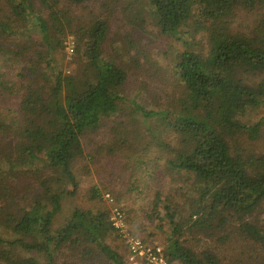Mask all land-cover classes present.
<instances>
[{
  "label": "trees",
  "instance_id": "1",
  "mask_svg": "<svg viewBox=\"0 0 264 264\" xmlns=\"http://www.w3.org/2000/svg\"><path fill=\"white\" fill-rule=\"evenodd\" d=\"M88 1L0 0V264H126L99 205L108 189L87 190L97 209L73 203L81 175L114 154L137 180L110 193L133 199L143 239L154 236L148 224L166 222L169 263L264 264V153L238 145L240 136L264 141V117L239 123L264 108V0H134L161 35L186 46L171 63L167 107L130 109L143 126L155 122L141 149L150 159L138 162L129 160L136 149L94 140L124 114L127 74L104 57L107 21L75 14ZM238 11L256 13L244 31L233 26ZM68 36L71 75L55 57ZM203 238L217 246L196 250L191 241Z\"/></svg>",
  "mask_w": 264,
  "mask_h": 264
},
{
  "label": "rangeland",
  "instance_id": "2",
  "mask_svg": "<svg viewBox=\"0 0 264 264\" xmlns=\"http://www.w3.org/2000/svg\"><path fill=\"white\" fill-rule=\"evenodd\" d=\"M144 1L146 3L147 0ZM133 2L134 0H89L83 6L74 7L73 10L78 15L83 14L85 16L91 13L107 21L109 29L103 47L104 57L115 60L127 74V81L122 90L125 97L124 105H122L125 110L124 114L106 120L94 136V140L100 141L107 137L109 140L107 146L109 145L117 153L122 149L121 151H124L125 155H127V151L130 154L131 150L135 151L136 149L138 152H135L129 160L138 162L139 158L143 156H145L146 160L150 159L146 153H142L141 149L151 140V132L155 131V122L149 123V128L143 126L141 115L138 113L132 115L130 109L134 107L133 104L145 110H157L167 107L168 97H173L172 93L175 90L171 81V63L174 56L185 50L186 46L170 37L161 35L148 13L144 12L145 4L133 5ZM234 18L233 26L240 31H244V27L253 23L256 13L250 14L238 11ZM26 32L23 34L28 35ZM23 34L19 35L20 40L25 37ZM64 46L65 48L62 51L55 53V57L58 61L59 69L71 75L77 70L76 65L71 62L72 36L67 37ZM263 117L264 108L261 107L250 111L246 117L240 118L239 123L251 126L252 122ZM238 142L242 149L257 155L264 153L263 140L250 142L245 136H240L238 137ZM129 144L130 146H128ZM121 158L125 160V156ZM112 159L108 163L104 159L100 160V162L98 161L88 173L81 175L80 188L73 203L82 208L92 209H97L99 205H102L109 212L113 206H117L124 214L128 233L143 239L139 236L136 228L144 218L135 219L130 214L129 208L133 205V199H129L128 196H122L118 199L110 193L114 191V186L129 187L137 178L135 176L130 177L129 171L116 162L115 154ZM133 174L139 175L137 172ZM92 185H96L102 190L104 188L108 189L109 192L106 190L102 193V196L109 194L113 198L114 203L110 205L102 198L99 205L88 203L85 199V194ZM139 200L136 198L135 203L139 204ZM66 207L69 206L66 205ZM258 219L264 221V204L259 210ZM147 229L152 231L154 236L149 240H143L150 243L155 242L163 247L164 235L167 232L166 222L148 224ZM112 243L119 250L124 246L117 234L113 238ZM191 243L198 251L206 246H217L212 239L207 238H203L198 242L193 240ZM219 251L220 249H218ZM223 255L220 253V256ZM226 256L229 255L226 254ZM226 256L224 255V257Z\"/></svg>",
  "mask_w": 264,
  "mask_h": 264
},
{
  "label": "built area",
  "instance_id": "3",
  "mask_svg": "<svg viewBox=\"0 0 264 264\" xmlns=\"http://www.w3.org/2000/svg\"><path fill=\"white\" fill-rule=\"evenodd\" d=\"M70 52L72 53L71 49ZM102 199L110 205L114 203L109 194L102 196ZM108 220L126 247V264H171L165 258L162 246L155 242H146L138 236L128 233L124 214L120 208L113 206L110 209Z\"/></svg>",
  "mask_w": 264,
  "mask_h": 264
}]
</instances>
